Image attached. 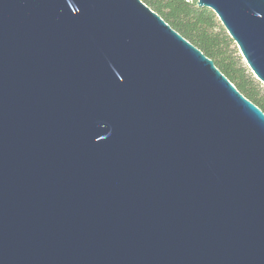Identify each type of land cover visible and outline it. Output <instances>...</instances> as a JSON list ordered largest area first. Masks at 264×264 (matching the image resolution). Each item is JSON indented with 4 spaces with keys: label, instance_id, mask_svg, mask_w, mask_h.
Listing matches in <instances>:
<instances>
[{
    "label": "water",
    "instance_id": "water-1",
    "mask_svg": "<svg viewBox=\"0 0 264 264\" xmlns=\"http://www.w3.org/2000/svg\"><path fill=\"white\" fill-rule=\"evenodd\" d=\"M0 264H264V111L142 0H0Z\"/></svg>",
    "mask_w": 264,
    "mask_h": 264
},
{
    "label": "trees",
    "instance_id": "trees-1",
    "mask_svg": "<svg viewBox=\"0 0 264 264\" xmlns=\"http://www.w3.org/2000/svg\"><path fill=\"white\" fill-rule=\"evenodd\" d=\"M173 29L212 59L249 100L264 111V85L245 64L234 40L216 14L197 0H142Z\"/></svg>",
    "mask_w": 264,
    "mask_h": 264
},
{
    "label": "rangeland",
    "instance_id": "rangeland-1",
    "mask_svg": "<svg viewBox=\"0 0 264 264\" xmlns=\"http://www.w3.org/2000/svg\"><path fill=\"white\" fill-rule=\"evenodd\" d=\"M237 45V44H236ZM238 47V46H237ZM238 50H239V48H238ZM239 52H240V50H239ZM241 54V53H240ZM242 58H243V56H242ZM243 60H244V58H243ZM244 62H245V64L247 65V63H246V61L244 60ZM248 66V65H247ZM251 70V69H250ZM254 74V73H253ZM261 82V81H260ZM263 84V83H262ZM264 85V84H263Z\"/></svg>",
    "mask_w": 264,
    "mask_h": 264
}]
</instances>
